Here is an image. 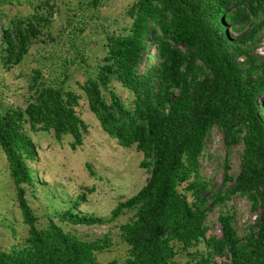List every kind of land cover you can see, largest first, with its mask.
Here are the masks:
<instances>
[{
    "label": "trees",
    "instance_id": "1",
    "mask_svg": "<svg viewBox=\"0 0 264 264\" xmlns=\"http://www.w3.org/2000/svg\"><path fill=\"white\" fill-rule=\"evenodd\" d=\"M126 18L128 27L106 38L104 58L79 84L81 96L66 89L67 76L46 80L37 70L27 85L25 107L0 114V151L28 228L21 248L0 250V264H99L97 255L110 249V238L85 240L59 223L104 225L126 213L133 216L119 227L128 248L123 264H176L180 253L188 264H215V258L221 264H264V58L256 55L264 0H136ZM39 21L36 14L3 30L5 66L21 63L39 36ZM115 84L130 94V108ZM82 99L108 138L141 155L148 179L108 218L76 213L94 192L86 189L57 221L40 228L26 197L33 182L28 164L37 159L28 132L52 134L56 143L69 137L76 151L88 134L77 112ZM215 128L224 136L227 155L243 145L237 178L229 175L227 158L218 192L200 172L204 139ZM233 196L261 213L242 238L232 215L222 210ZM216 209L221 236L210 234L205 250L191 253L207 237V217Z\"/></svg>",
    "mask_w": 264,
    "mask_h": 264
},
{
    "label": "rangeland",
    "instance_id": "2",
    "mask_svg": "<svg viewBox=\"0 0 264 264\" xmlns=\"http://www.w3.org/2000/svg\"><path fill=\"white\" fill-rule=\"evenodd\" d=\"M136 0H0V114L8 108H24L27 85L34 71H41L46 80L60 81L67 76L66 89L82 95L79 84L93 76L96 67L105 56L108 36L120 34L128 27L127 9ZM40 15L39 36L31 41L27 55L15 67L2 62V33L14 20H26ZM256 55L264 58V29ZM152 49L150 48L149 51ZM152 53H150L151 55ZM143 62L145 60L143 59ZM115 92L127 108L131 96L120 84ZM79 117L88 125V134L82 147L72 151L71 139L66 137L56 143L53 135L28 132L37 151V159L29 163L33 182L27 187V201L38 219V226L45 228L50 219L65 213L72 202L86 189L87 202L76 213L83 216L108 218L117 203L134 196L145 184L148 173L140 168L141 155L134 148L123 150L99 128L95 117L89 113L82 99ZM243 145L229 150L224 136L213 129L204 139V151L200 158L202 177L210 182L214 192L223 188V163L228 158L232 178L240 172ZM91 167L93 175L90 174ZM228 185L226 189H230ZM233 218V228L239 238L256 227L260 211L253 212L246 199L233 196L222 208ZM220 209L207 217L209 233L200 245L190 252H203L210 234L221 236L218 224ZM126 213L114 222L104 225H59L68 233L92 240L108 236L111 247L97 255L99 264H123L127 258V246L122 242L119 227L131 219ZM57 221V220H55ZM28 228L23 224L15 202L7 163L0 151V250L10 253L24 245ZM215 258V257H214ZM189 258L180 253L176 264H188ZM221 264L223 261L216 259Z\"/></svg>",
    "mask_w": 264,
    "mask_h": 264
},
{
    "label": "built area",
    "instance_id": "3",
    "mask_svg": "<svg viewBox=\"0 0 264 264\" xmlns=\"http://www.w3.org/2000/svg\"><path fill=\"white\" fill-rule=\"evenodd\" d=\"M215 264H219V263L216 261V258H215Z\"/></svg>",
    "mask_w": 264,
    "mask_h": 264
}]
</instances>
